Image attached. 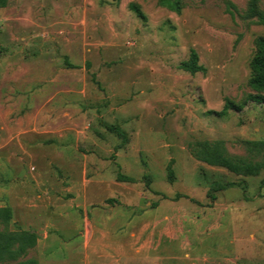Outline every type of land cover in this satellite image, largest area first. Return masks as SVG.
Returning a JSON list of instances; mask_svg holds the SVG:
<instances>
[{
	"label": "rangeland",
	"instance_id": "1",
	"mask_svg": "<svg viewBox=\"0 0 264 264\" xmlns=\"http://www.w3.org/2000/svg\"><path fill=\"white\" fill-rule=\"evenodd\" d=\"M249 3L182 0L180 12L160 0L0 6V204L10 201L2 184L26 191L11 203L13 227L40 237L28 256L264 264V169L238 175L190 149L219 139L246 154L245 140L264 139V103L219 113L253 92L250 60L264 25ZM192 48L205 71L181 67Z\"/></svg>",
	"mask_w": 264,
	"mask_h": 264
},
{
	"label": "trees",
	"instance_id": "2",
	"mask_svg": "<svg viewBox=\"0 0 264 264\" xmlns=\"http://www.w3.org/2000/svg\"><path fill=\"white\" fill-rule=\"evenodd\" d=\"M7 2L8 0H0V6H6ZM160 3L178 12L182 9V0H160ZM132 7L138 15L145 17L139 4L133 3ZM248 15L256 17V21L264 25V10L261 9L259 0H250ZM255 42L256 51L250 60L251 74L248 80L253 92L249 93L242 102L227 99L220 114L228 109L241 110L249 101L264 103V35L258 36ZM181 67L193 74L206 70L199 62V54L194 48L191 49L189 58L181 63ZM245 144L246 154L229 152L225 142L219 139L195 140L190 143V149L195 158L208 164L224 167L238 175H257L264 169V139L245 140ZM168 176L171 180L175 178L171 164L168 165ZM119 178L134 180L124 174H119ZM212 198L215 196L212 195ZM13 217L11 206H0V264H40L38 258L28 256L30 250L38 243V233L17 225L13 227Z\"/></svg>",
	"mask_w": 264,
	"mask_h": 264
},
{
	"label": "crops",
	"instance_id": "3",
	"mask_svg": "<svg viewBox=\"0 0 264 264\" xmlns=\"http://www.w3.org/2000/svg\"><path fill=\"white\" fill-rule=\"evenodd\" d=\"M2 186L4 189L3 195H4L5 199H10V201L7 204H3V205L0 204V206L9 205L14 210L15 206L13 205V203H11V201H13L15 199L22 200L26 196V191H24V189L19 184H16V186H15V187L19 186L20 189H18V190H14L13 185H9L8 183L6 185L2 184ZM89 240L88 241L86 240V243H85L86 245H88ZM39 241H40V237H38V243H39Z\"/></svg>",
	"mask_w": 264,
	"mask_h": 264
}]
</instances>
